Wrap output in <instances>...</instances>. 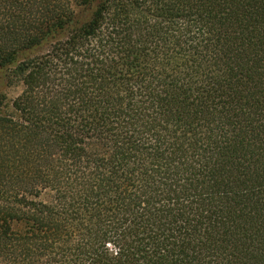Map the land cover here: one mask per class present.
I'll return each instance as SVG.
<instances>
[{
  "label": "trees",
  "instance_id": "trees-1",
  "mask_svg": "<svg viewBox=\"0 0 264 264\" xmlns=\"http://www.w3.org/2000/svg\"><path fill=\"white\" fill-rule=\"evenodd\" d=\"M0 264H264V0H0Z\"/></svg>",
  "mask_w": 264,
  "mask_h": 264
},
{
  "label": "rangeland",
  "instance_id": "rangeland-1",
  "mask_svg": "<svg viewBox=\"0 0 264 264\" xmlns=\"http://www.w3.org/2000/svg\"><path fill=\"white\" fill-rule=\"evenodd\" d=\"M19 91H20V85L4 88V86H2V84L0 83V92L6 93L9 98L16 96L19 93Z\"/></svg>",
  "mask_w": 264,
  "mask_h": 264
}]
</instances>
